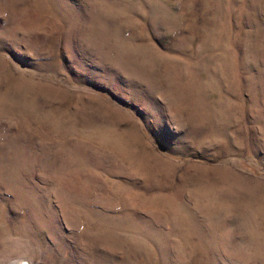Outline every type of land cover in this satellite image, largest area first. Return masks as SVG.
Segmentation results:
<instances>
[{"label":"rangeland","instance_id":"rangeland-1","mask_svg":"<svg viewBox=\"0 0 264 264\" xmlns=\"http://www.w3.org/2000/svg\"><path fill=\"white\" fill-rule=\"evenodd\" d=\"M0 264H264V0H0Z\"/></svg>","mask_w":264,"mask_h":264}]
</instances>
